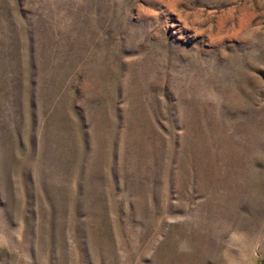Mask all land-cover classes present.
Returning a JSON list of instances; mask_svg holds the SVG:
<instances>
[{
    "label": "rangeland",
    "instance_id": "1",
    "mask_svg": "<svg viewBox=\"0 0 264 264\" xmlns=\"http://www.w3.org/2000/svg\"><path fill=\"white\" fill-rule=\"evenodd\" d=\"M0 264H264V0H0Z\"/></svg>",
    "mask_w": 264,
    "mask_h": 264
}]
</instances>
